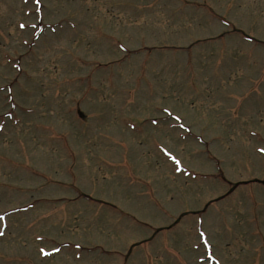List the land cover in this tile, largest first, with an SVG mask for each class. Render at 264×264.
Returning <instances> with one entry per match:
<instances>
[{"label": "rangeland", "instance_id": "374dc122", "mask_svg": "<svg viewBox=\"0 0 264 264\" xmlns=\"http://www.w3.org/2000/svg\"><path fill=\"white\" fill-rule=\"evenodd\" d=\"M262 149L264 0H0V264H264Z\"/></svg>", "mask_w": 264, "mask_h": 264}, {"label": "snow or ice", "instance_id": "6c2138e0", "mask_svg": "<svg viewBox=\"0 0 264 264\" xmlns=\"http://www.w3.org/2000/svg\"><path fill=\"white\" fill-rule=\"evenodd\" d=\"M261 151H264V149H262ZM173 159L175 160V158L173 157ZM176 163L178 164L179 163V161H176ZM45 254H47V253H45Z\"/></svg>", "mask_w": 264, "mask_h": 264}]
</instances>
